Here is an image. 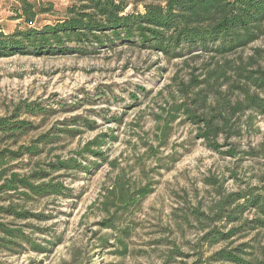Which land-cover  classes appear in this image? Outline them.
I'll use <instances>...</instances> for the list:
<instances>
[{
  "label": "rangeland",
  "instance_id": "1",
  "mask_svg": "<svg viewBox=\"0 0 264 264\" xmlns=\"http://www.w3.org/2000/svg\"><path fill=\"white\" fill-rule=\"evenodd\" d=\"M38 1L51 9L39 17L37 23L43 25L62 19L65 8L76 0ZM13 7L15 0H0L4 34L21 26ZM254 48L264 50V37L243 56ZM86 53L0 58V119L29 123V130L16 132L13 139L0 132V151L38 144L41 135L53 141L38 144V156H23L4 167L21 175L46 171L49 176L41 182L64 189L61 195L29 202L12 198L39 216L13 224L26 225L25 232L44 250L27 248L19 255L0 250V264H219L210 260L214 252L240 245L260 259L264 229L251 224L257 218L253 209H243L242 214L239 209L233 223L213 218L222 197L264 190V114L245 111L230 116L229 129L236 136L218 138L220 151L233 149L235 155L229 157L198 139L196 126L186 116L170 122L173 100L183 101L178 84L187 82L190 74L200 75L206 57L171 59L118 42ZM219 84L215 86L223 94L227 85ZM230 93L224 92L226 101ZM214 95L215 87L199 98L210 104ZM30 104L40 109L39 114L26 113ZM166 123L164 136L160 128ZM63 130L79 132L70 136ZM100 135L106 137L97 148L99 156L82 151ZM58 161L75 166L49 168ZM116 179L129 198L106 213L101 204ZM143 188L150 192L137 201L136 193ZM106 223L112 228L103 226ZM213 228L235 229L236 235L208 246L200 237Z\"/></svg>",
  "mask_w": 264,
  "mask_h": 264
},
{
  "label": "trees",
  "instance_id": "2",
  "mask_svg": "<svg viewBox=\"0 0 264 264\" xmlns=\"http://www.w3.org/2000/svg\"><path fill=\"white\" fill-rule=\"evenodd\" d=\"M15 1L13 11L21 21V26L10 34L0 32V58L15 54H87L89 48L106 44L111 47L117 42L161 53L171 59L190 57L196 60L206 57L199 67L200 75L190 74L187 82L178 84L180 99L183 98V101L173 100L170 122L179 115L186 116L196 126L198 139L211 150L225 153L229 157L235 155L233 149L220 151L218 138L226 135L224 140H227V136H236L229 129L230 116L245 111L264 114V95H261L264 93V50L254 48L250 55L243 56L245 49L264 37V0H76L65 8L62 19L43 25L37 23L39 17L51 9L43 8L38 0ZM216 84L220 88L227 85L226 91L221 94ZM214 87L216 95L210 104H206V99H200L199 95ZM224 92L232 94L227 101ZM25 110L31 115L40 112L32 104L27 105ZM28 126L29 123L24 121L0 119V132L7 139L16 138L15 133L18 131H28ZM162 126L160 130L165 136L168 123ZM63 132L73 136L79 131ZM47 136H39L36 143L53 142L46 139ZM104 137L106 135H100L88 142L82 151L99 156L97 148L104 144ZM38 144L19 146L16 151H0V196L5 195L0 197V250L18 255L27 248L34 252L44 249L25 232L26 225L17 227L13 224L15 221L39 216L32 215L12 198L18 196L23 202H29L35 197L58 196L64 191L60 184L41 182L49 176L46 171L21 175L4 167L23 156H38L42 150ZM56 164L49 165V168L57 171L75 166L68 161H58ZM149 192L145 188L139 189L136 193L137 201L145 198ZM128 198L124 185L116 179L101 204L103 211L109 213L112 208L120 207L119 204H126ZM114 200H118L117 205ZM234 203L237 205L228 210ZM214 208L216 212L213 222L226 219L227 223L236 221L239 209H242L240 214L244 210L253 209L257 218L251 224L264 229V190L262 193L251 190L229 194L218 200ZM9 218L11 221H6ZM110 222L112 224L113 220ZM111 224L103 226L112 228ZM235 235V229L222 232L213 228L202 234L200 241L213 246ZM12 247L19 250L11 251ZM245 247L247 245L232 250L221 248L213 253L210 260L219 264H264V251H260L259 259L245 252Z\"/></svg>",
  "mask_w": 264,
  "mask_h": 264
}]
</instances>
